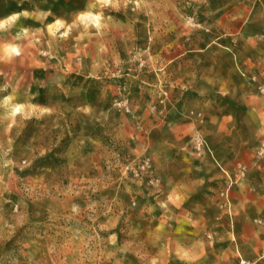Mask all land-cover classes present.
Masks as SVG:
<instances>
[{
  "label": "rangeland",
  "instance_id": "obj_1",
  "mask_svg": "<svg viewBox=\"0 0 264 264\" xmlns=\"http://www.w3.org/2000/svg\"><path fill=\"white\" fill-rule=\"evenodd\" d=\"M0 264H264V0H0Z\"/></svg>",
  "mask_w": 264,
  "mask_h": 264
},
{
  "label": "clouds",
  "instance_id": "obj_2",
  "mask_svg": "<svg viewBox=\"0 0 264 264\" xmlns=\"http://www.w3.org/2000/svg\"><path fill=\"white\" fill-rule=\"evenodd\" d=\"M100 2L101 3H108L109 2V0H100ZM16 17L15 16H13L12 17V19H15ZM9 51L10 52H15L16 50L15 49H9ZM9 99H11V97H9ZM22 106H17V108L15 109V111H19L20 110V108H21Z\"/></svg>",
  "mask_w": 264,
  "mask_h": 264
}]
</instances>
